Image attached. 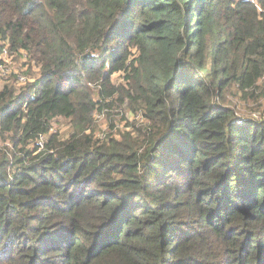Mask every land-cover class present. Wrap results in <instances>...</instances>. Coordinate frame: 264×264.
<instances>
[{
	"label": "trees",
	"instance_id": "obj_1",
	"mask_svg": "<svg viewBox=\"0 0 264 264\" xmlns=\"http://www.w3.org/2000/svg\"><path fill=\"white\" fill-rule=\"evenodd\" d=\"M0 1L40 66L0 87V140L75 125L0 153V264H264V119L226 104L264 90V0ZM118 71L150 124L100 143L91 85L115 99Z\"/></svg>",
	"mask_w": 264,
	"mask_h": 264
},
{
	"label": "rangeland",
	"instance_id": "obj_2",
	"mask_svg": "<svg viewBox=\"0 0 264 264\" xmlns=\"http://www.w3.org/2000/svg\"><path fill=\"white\" fill-rule=\"evenodd\" d=\"M257 1V0H256ZM4 5L0 1V6ZM1 13V12H0ZM3 15V12L1 13ZM8 51L5 52V49ZM13 50V49H12ZM138 51L134 48L129 55L128 63L136 59ZM137 65V62H135ZM40 66L35 60L29 59L24 51H11L10 44L4 40L0 32V87L9 85L16 90L22 89L24 81L20 75H28L31 79L38 73ZM262 80L256 87L250 88L247 93L232 92L228 94L226 104L231 105L235 113L244 117H252L257 120L264 119V90ZM110 86L114 88L115 95L112 99L106 93H100L101 86L92 84L93 99L98 101L93 113V122L85 129L86 133H93L95 139L100 143H107L112 138L119 141L126 138L136 137L139 129L150 124L143 106L137 100V91L133 89V81L128 79L125 71L115 72L110 79ZM133 98L128 96V93ZM253 92L254 94H250ZM75 128L73 118L58 117L52 122V128L47 134H43V145L39 140H29L26 143L18 138L11 140L12 133H6V138L0 140V153L4 158L8 153H12L17 147L24 146L35 151L46 147V143L51 141L53 135H57L61 140L67 137ZM20 142L19 146H16ZM17 143V144H16ZM38 151V150H37ZM36 152V151H35Z\"/></svg>",
	"mask_w": 264,
	"mask_h": 264
},
{
	"label": "built area",
	"instance_id": "obj_3",
	"mask_svg": "<svg viewBox=\"0 0 264 264\" xmlns=\"http://www.w3.org/2000/svg\"><path fill=\"white\" fill-rule=\"evenodd\" d=\"M25 76H26V75H20V79L24 81L25 78H26ZM38 140H39V142L42 144V143H43V135H42L41 138L38 139ZM42 145H43V144H42Z\"/></svg>",
	"mask_w": 264,
	"mask_h": 264
}]
</instances>
